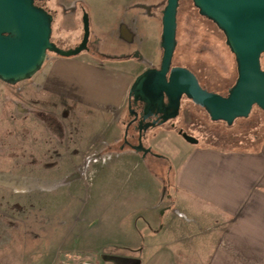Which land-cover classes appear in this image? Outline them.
<instances>
[{"label":"rangeland","instance_id":"1","mask_svg":"<svg viewBox=\"0 0 264 264\" xmlns=\"http://www.w3.org/2000/svg\"><path fill=\"white\" fill-rule=\"evenodd\" d=\"M165 3L47 0L45 5L53 13L50 40L61 49L75 47L82 38L85 12L89 49L78 55L91 54L109 63L127 50L141 54L143 63L157 66ZM139 4L149 6V16ZM176 20L172 65L190 68L201 84L226 93L237 70L223 32L198 13L192 0H180ZM125 29L130 41L123 35ZM52 55L47 52L42 66ZM260 63L264 69V53ZM192 104L184 97L180 115L185 114V125L179 116L170 125L175 122L199 142L241 146L251 145L253 139L264 142L260 108L253 106L247 117L227 125L210 120L203 108ZM75 109L71 103L43 95L29 80L0 89V264H63L74 253L141 257L149 248L142 234L146 226L132 214L142 190L132 174L135 158L121 156L117 149L95 148L102 145L96 136L103 125ZM68 111L74 114L67 117ZM146 160L164 163L150 154Z\"/></svg>","mask_w":264,"mask_h":264},{"label":"crops","instance_id":"2","mask_svg":"<svg viewBox=\"0 0 264 264\" xmlns=\"http://www.w3.org/2000/svg\"><path fill=\"white\" fill-rule=\"evenodd\" d=\"M123 32L130 41V32ZM131 53L125 50L109 63L91 54H54L26 79L43 95L73 104L75 113L80 109L99 120L103 128L96 137L102 145L95 148L117 149L136 160L132 174L142 190L132 214L145 224L149 248L141 257L90 254L99 264H264V142L189 143L175 123L147 134L151 149L161 154L151 156L163 165L121 148L129 89L147 66ZM3 85L9 84L0 80V89ZM179 117L184 124L185 114Z\"/></svg>","mask_w":264,"mask_h":264},{"label":"water","instance_id":"3","mask_svg":"<svg viewBox=\"0 0 264 264\" xmlns=\"http://www.w3.org/2000/svg\"><path fill=\"white\" fill-rule=\"evenodd\" d=\"M36 1L40 0H0V80L7 84L31 78L41 68L47 52L70 57L89 49L87 13L82 14L80 42L73 48L61 49L50 40L52 14ZM179 2L166 0L161 10L159 65L147 66L140 72L128 93V115L134 118L125 124L124 140L130 123L138 120V143L130 147L142 158L152 153L150 146H143L142 134L175 118L183 96L203 108L210 120L227 125L247 117L254 105L264 110V69L260 63L264 53V0H192L198 13L223 32L225 44L234 55L237 76L226 94L202 87L187 67L172 65ZM137 103L141 104L139 111L133 107ZM177 133L185 141L197 143L182 129Z\"/></svg>","mask_w":264,"mask_h":264},{"label":"flooded vegetation","instance_id":"4","mask_svg":"<svg viewBox=\"0 0 264 264\" xmlns=\"http://www.w3.org/2000/svg\"><path fill=\"white\" fill-rule=\"evenodd\" d=\"M46 1L47 0H40V1H36V4L37 5H39V6H42L43 8H45L48 12H50L51 14H52V16H53V13L51 12V10H50V8H48L46 5H45V3H46ZM59 6L62 8V10H65L66 9V7L64 6V4H62L61 2H59ZM81 5V8H83V4H80ZM140 8H143L145 11H146V15H150V8H149V6L148 5H145V4H139L138 5ZM75 8H76V5L74 4L73 6H71V10L73 11V10H75ZM53 21V20H52ZM88 51V50H87ZM93 53H97V52H93ZM135 53H137V52H133V53H131V55L133 56V57H139V58H141V55H139L138 53L136 54L137 56H134V54ZM146 65L147 66H151V67H157V66H154V65H152V64H150V62H147L146 63ZM146 66V67H147ZM145 67V68H146ZM186 67V66H185ZM188 68V67H187ZM188 69H190V68H188ZM191 70V69H190ZM192 71V70H191ZM193 72V71H192ZM194 73V72H193ZM195 74V73H194ZM195 76L197 77V75L195 74ZM197 79H198V81H199V83H200V85L202 86V87H204V88H206V89H208V90H210L209 88H207L206 86H204L203 84H201V82H200V80H199V78L197 77ZM236 79V78H235ZM229 88V87H228ZM227 88V89H228ZM226 93H227V91H226ZM226 93H224V94H226ZM184 98V96L182 97V99ZM189 100V99H188ZM181 102H182V100H181ZM127 105H128V102H127ZM193 105V104H192ZM196 105V104H195ZM133 106V105H132ZM194 106V105H193ZM136 110H140V108H141V104L140 103H137L135 106H133ZM200 107V106H199ZM182 108V105L180 106V109ZM262 110V109H261ZM180 111H179V114L175 117V118H177L178 116H180ZM133 118H134V116H129L128 115V108H126V120H125V124L128 122V121H131V120H133ZM175 118H173V119H175ZM172 121V119H170V120H168V121H166V122H164L163 124H161V125H159V126H155V127H151V128H148L146 131H145V134H142V137H141V141H142V144H143V146L144 147H149V142H148V136H147V134L149 133V130H151V129H156V128H158V127H161V126H163V125H165V124H170V122ZM185 125V124H184ZM137 126H138V120H134V121H132L131 123H130V125L128 126V128H127V134H126V140H124V132H123V137H122V141H121V143H120V147L121 148H123V147H128L129 149H131L132 151H134L131 147H130V145L132 144H137L138 143V131H137ZM171 126H173V127H176V125H175V122H173L172 124H171ZM177 128V130L178 129H182V128H180V126H178V127H176ZM183 130V129H182ZM124 131H125V125H124ZM255 137V136H254ZM257 138V137H256ZM152 150V149H151ZM138 154H140L141 155V153H138ZM154 155V152H153V150H152V153H150V152H147L146 153V155H145V157L144 158H146L147 157V155ZM155 156V155H154Z\"/></svg>","mask_w":264,"mask_h":264},{"label":"built area","instance_id":"5","mask_svg":"<svg viewBox=\"0 0 264 264\" xmlns=\"http://www.w3.org/2000/svg\"><path fill=\"white\" fill-rule=\"evenodd\" d=\"M63 264H99L96 256L90 253L69 254Z\"/></svg>","mask_w":264,"mask_h":264},{"label":"trees","instance_id":"6","mask_svg":"<svg viewBox=\"0 0 264 264\" xmlns=\"http://www.w3.org/2000/svg\"><path fill=\"white\" fill-rule=\"evenodd\" d=\"M180 3V2H179ZM254 106H256V105H254ZM257 107V106H256ZM264 111V110H263Z\"/></svg>","mask_w":264,"mask_h":264}]
</instances>
